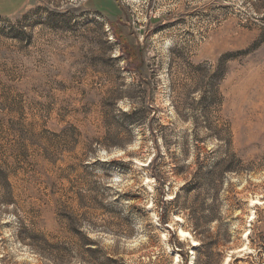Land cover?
I'll list each match as a JSON object with an SVG mask.
<instances>
[{"label": "rangeland", "instance_id": "1", "mask_svg": "<svg viewBox=\"0 0 264 264\" xmlns=\"http://www.w3.org/2000/svg\"><path fill=\"white\" fill-rule=\"evenodd\" d=\"M0 264H264V0L0 16Z\"/></svg>", "mask_w": 264, "mask_h": 264}, {"label": "crops", "instance_id": "2", "mask_svg": "<svg viewBox=\"0 0 264 264\" xmlns=\"http://www.w3.org/2000/svg\"><path fill=\"white\" fill-rule=\"evenodd\" d=\"M28 0H0V16H12L19 12Z\"/></svg>", "mask_w": 264, "mask_h": 264}, {"label": "trees", "instance_id": "3", "mask_svg": "<svg viewBox=\"0 0 264 264\" xmlns=\"http://www.w3.org/2000/svg\"><path fill=\"white\" fill-rule=\"evenodd\" d=\"M160 219H161V217H160ZM195 229H196V228H195ZM197 239H199L200 242H201L200 246H205V244H204V240H203L202 238H197Z\"/></svg>", "mask_w": 264, "mask_h": 264}, {"label": "bare ground", "instance_id": "4", "mask_svg": "<svg viewBox=\"0 0 264 264\" xmlns=\"http://www.w3.org/2000/svg\"><path fill=\"white\" fill-rule=\"evenodd\" d=\"M196 244L194 243L193 246H195Z\"/></svg>", "mask_w": 264, "mask_h": 264}]
</instances>
